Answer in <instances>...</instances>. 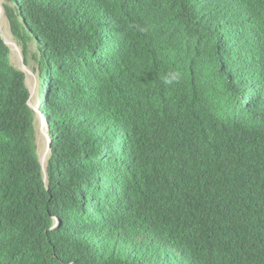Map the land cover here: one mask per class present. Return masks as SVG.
Returning a JSON list of instances; mask_svg holds the SVG:
<instances>
[{
    "label": "trees",
    "instance_id": "trees-1",
    "mask_svg": "<svg viewBox=\"0 0 264 264\" xmlns=\"http://www.w3.org/2000/svg\"><path fill=\"white\" fill-rule=\"evenodd\" d=\"M3 5L26 61L35 41L44 85L59 86L69 71L114 96L96 85L73 87L69 93L85 103L82 112L43 101L53 138L47 185L25 73L11 63L0 28V264H264V133L244 129L254 150L250 163L231 157L232 165L218 166L189 157L243 126L225 118L222 88L203 70L213 69L216 39L228 26L264 28V0ZM158 38L161 61L154 51ZM154 87L178 107L177 137L159 133L148 151L139 132L154 115L142 99L135 105L139 117L130 120L125 95ZM190 105L211 111L198 130L181 123ZM81 129L98 143L85 157L106 162L100 180L88 163L71 161L85 150V139L76 137ZM123 174L141 197L116 203L110 183ZM162 209L163 225L156 220ZM155 223L164 235L155 234Z\"/></svg>",
    "mask_w": 264,
    "mask_h": 264
},
{
    "label": "clouds",
    "instance_id": "clouds-1",
    "mask_svg": "<svg viewBox=\"0 0 264 264\" xmlns=\"http://www.w3.org/2000/svg\"><path fill=\"white\" fill-rule=\"evenodd\" d=\"M5 17L7 16L5 7ZM9 18V17H8ZM10 30L14 40L22 49V56H24V61L27 66L26 56L24 48L14 35L9 20ZM1 28V27H0ZM5 34V33H4ZM2 35V30H1ZM3 37V36H2ZM235 37V38H234ZM4 39V38H3ZM219 39V44L216 43V47L213 55L214 58V67L212 70L206 68L203 70V73L211 79L215 84H218L222 88V95L225 101L221 103V106H226L225 108V118L230 119V121L237 124H242L240 128L236 130L235 133H229L228 135L221 136L222 139L214 140L210 139L209 143H204L203 145L197 146L194 150L193 156H189L193 160L205 161L213 159L218 166L221 165H232L231 157L243 158L246 161H253L254 150L253 147L248 144L247 139L244 135V129L255 130L264 133V28H247V27H227L222 35H219L216 39V42ZM162 39L158 38L154 43L155 56L161 61L164 49L159 47V43ZM227 43L226 47L219 48V45H224ZM7 44V43H6ZM8 45V44H7ZM31 47V44H30ZM37 48V46H36ZM30 54V49H29ZM28 54V57H29ZM241 56V57H240ZM40 57L39 51L37 50L34 55V59L39 61V79H40ZM10 55L11 63L16 66L18 65L13 63ZM20 57L18 56L17 59ZM143 62V60H141ZM144 63V62H143ZM147 66L146 63L143 64ZM140 67V66H139ZM27 68V67H26ZM141 69V67H140ZM21 70V69H20ZM23 71V70H21ZM28 71V70H27ZM142 71V70H141ZM24 72V71H23ZM25 73V72H24ZM28 73V72H27ZM28 74L25 73V81L30 91L29 106L34 111L35 118L37 113L42 114L45 119H40L44 121V128H47V149L49 150V157L46 161L47 166L51 159L53 153L52 142L53 138L51 135V125L47 118V113L42 110V103L46 99H49L52 103H60L70 106H80L78 111H85V103L81 99H78L75 96H72L69 93V90L73 87L80 85L83 88L89 89L92 85L98 86L102 90V94L105 93L106 96L112 98L114 96L113 92L103 90L101 85L97 81L88 82L78 79L69 71L65 72L62 76L63 83L59 86L54 84H49L50 86L44 85L40 81L39 89L40 92L38 97L33 99V92L29 87ZM75 83V85L73 84ZM156 87L153 89H140L134 93L125 95L128 99V109L127 115L130 120H135L139 116V112L136 110V104L142 99L145 100L147 107L150 109L152 115H154V120L151 122L146 129L141 128L139 132L140 140L139 144L144 146L146 150H151L152 145L156 139V136L160 134L167 136L171 140L177 137L175 132V122L178 114V107L175 102L168 100L167 98L159 95L155 91ZM101 94V96H102ZM38 99V102H37ZM36 102V103H35ZM80 102V103H77ZM37 112V113H36ZM235 112L243 113L247 115V118L254 120L255 118L263 120L261 125H251L245 120H240V117ZM234 114V115H233ZM211 111L203 109L196 105H190L181 111V123L187 129L198 130L203 127L207 121L210 119ZM236 124V125H237ZM35 126V121H34ZM247 126V127H246ZM152 127V128H151ZM249 127V128H248ZM36 132V129H35ZM77 138L85 139L83 146L85 150L77 155L71 161H76L79 164L88 163L92 173L93 178L97 177L101 179L103 172L105 170L106 162L105 160L100 161L97 159L86 158L85 156L91 154L97 150V139L91 134L90 131L86 129H81L76 136ZM51 141V150L49 148V142ZM37 143V141H36ZM37 154L40 158L41 155L38 152ZM105 155V153H104ZM174 155V148L172 150V155ZM106 160H108L106 158ZM40 161V159H39ZM70 161V162H71ZM41 163V162H40ZM71 167L74 165L71 163ZM42 166V164H41ZM46 166V167H47ZM124 169V168H123ZM123 171V170H122ZM48 172V167H47ZM43 173V172H42ZM44 179V178H43ZM45 181V180H44ZM46 182V181H45ZM49 184V179L46 182ZM113 190V198L116 203H120L125 197L128 198H137L141 197V194L136 191L134 187L129 183L128 176L117 177L115 182L110 183ZM106 185V184H104ZM109 187V184L106 185ZM163 209L157 217L159 224L163 225ZM59 218L55 217V225L59 222ZM167 220V219H166ZM170 220H168V224ZM155 234L164 235V227L159 226L155 223Z\"/></svg>",
    "mask_w": 264,
    "mask_h": 264
},
{
    "label": "rangeland",
    "instance_id": "rangeland-1",
    "mask_svg": "<svg viewBox=\"0 0 264 264\" xmlns=\"http://www.w3.org/2000/svg\"><path fill=\"white\" fill-rule=\"evenodd\" d=\"M2 2L6 1V0H1ZM8 26L9 23H8ZM10 28V27H9ZM37 52V48H36V43L35 41L31 42V47H30V54L29 57L27 58V70H28V79L29 80V87L31 89V91L33 92V99L36 100V98L38 97V94L40 92L39 87V83H40V79H39V61H36L33 57ZM17 57H13L11 58L13 63L17 62ZM16 65H19L18 62L16 63ZM36 103V102H35ZM37 113V112H36ZM44 121L40 119V115L39 113H37L36 118H35V129H36V141H37V147H38V152L40 154V148L43 147H47L46 145L48 144V142L46 141V132H47V128H44ZM42 135V137H41ZM41 137V138H40Z\"/></svg>",
    "mask_w": 264,
    "mask_h": 264
},
{
    "label": "bare ground",
    "instance_id": "bare-ground-1",
    "mask_svg": "<svg viewBox=\"0 0 264 264\" xmlns=\"http://www.w3.org/2000/svg\"><path fill=\"white\" fill-rule=\"evenodd\" d=\"M3 3H5L4 1L1 3L2 5H3ZM3 7H4V5H3ZM2 6H1V13H2V18H4V21H5V24H4V27H3V33H5V35H6V37H7V39L11 42V45H12V48H13V53H12V55H13V57H18L19 56V53L20 52H22V49H20V46L18 45V43L14 40V37L12 36V33H11V30H10V26H8V23H7V21H6V15H5V12H4V8H3ZM235 38V37H234ZM217 43V42H216ZM218 44V43H217ZM227 46V43L226 44H224V45H219L218 47L219 48H224V47H226ZM38 50V49H37ZM241 57V56H240ZM29 79V78H28ZM27 79V81L29 82V80ZM74 85H75V83H73ZM79 88H81V87H79ZM37 102H38V99H37ZM40 116H41V118L42 119H45V117L44 116H42V114H40ZM41 137H42V135H41ZM40 137V138H41ZM47 136H46V141H47ZM47 146V145H46ZM40 155H41V159L43 160V162H46L47 160H48V157H49V150L47 149V147H45V148H43V147H41L40 148ZM253 244H255V243H253ZM252 244V245H253ZM254 246V245H253ZM252 246V247H253ZM256 249V248H255ZM251 250V249H250ZM252 251V250H251ZM247 252H248V250H247Z\"/></svg>",
    "mask_w": 264,
    "mask_h": 264
},
{
    "label": "water",
    "instance_id": "water-1",
    "mask_svg": "<svg viewBox=\"0 0 264 264\" xmlns=\"http://www.w3.org/2000/svg\"><path fill=\"white\" fill-rule=\"evenodd\" d=\"M2 1L0 0V27H1V30H2V36L5 40V42L8 44V46L10 47V55L12 57V53H13V48H12V45H11V42L7 39L6 35L3 33V27H4V24H5V21H4V18H2V13H1V6L3 7V5L1 4ZM5 12V11H4ZM6 21L7 23H9V18L6 17ZM19 59H17V62H18V67L19 69L23 70L26 74H27V68H26V64H25V61H24V56H22V52L19 53ZM26 79H27V75H26ZM49 148L51 150V141L49 142ZM40 159V162L42 164L41 168H42V172H43V178L44 180L47 182L48 181V172H47V164L46 162H43V160L41 159V157L39 158Z\"/></svg>",
    "mask_w": 264,
    "mask_h": 264
}]
</instances>
